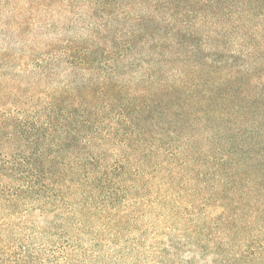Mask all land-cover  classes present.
<instances>
[{
    "label": "trees",
    "instance_id": "obj_1",
    "mask_svg": "<svg viewBox=\"0 0 264 264\" xmlns=\"http://www.w3.org/2000/svg\"><path fill=\"white\" fill-rule=\"evenodd\" d=\"M53 13L35 34L42 11L16 10L19 51L0 52V264L44 262L23 232L105 248L147 236V215L168 253L264 264V0Z\"/></svg>",
    "mask_w": 264,
    "mask_h": 264
},
{
    "label": "rangeland",
    "instance_id": "obj_2",
    "mask_svg": "<svg viewBox=\"0 0 264 264\" xmlns=\"http://www.w3.org/2000/svg\"><path fill=\"white\" fill-rule=\"evenodd\" d=\"M22 8L42 11V21L35 23L33 28L34 33L39 34L54 15L53 12L63 10V0H0V52L4 49L19 51L16 49L20 45L16 42L18 35L12 27L10 28V22L11 14ZM49 11H51L50 15ZM64 77L63 69H60L48 79L46 86L49 89L59 88L63 84ZM156 213L158 212L153 215ZM30 218V221H33L32 218L35 216ZM144 219L143 222L150 221L151 225L147 236L133 240L136 236V232H133L128 236L132 239L128 238V241H121L120 244L105 248L98 246V241H92L91 236L87 234L82 235L85 238L82 245L75 247H69L64 237H51L47 233L34 236L31 235V231L23 232L24 236L18 235L16 243L30 248L40 246L45 256L44 262L40 264H219L205 263L200 260V258L205 259V256L200 257L197 253L190 252V249L184 245L177 254L166 252L165 247L169 240L165 230L167 220L152 215H147ZM180 234L179 232V239H182Z\"/></svg>",
    "mask_w": 264,
    "mask_h": 264
}]
</instances>
